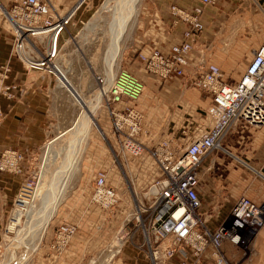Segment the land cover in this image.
<instances>
[{
	"label": "crops",
	"instance_id": "obj_1",
	"mask_svg": "<svg viewBox=\"0 0 264 264\" xmlns=\"http://www.w3.org/2000/svg\"><path fill=\"white\" fill-rule=\"evenodd\" d=\"M13 1L0 0V69L9 68L4 85L0 86V152L7 146L16 147L26 152V159L22 173L0 172V238L2 229H8L13 220L15 198L22 182L31 176L30 172L38 163L41 149L66 132L60 131V127L54 129V112L57 99L67 89L59 86L53 74L29 67L15 53L13 25L5 13V8ZM52 1L61 13H65L82 2L78 11L86 0ZM172 2L192 8L198 0H144L143 28L136 38L134 60L131 62L128 58L126 67L146 85L140 96L131 102L144 113L145 130L139 139L148 147L166 140L172 147L184 150L214 124V115L209 111L213 95L194 86L192 77L197 75L202 62H216L227 81L240 78L247 63L236 62L240 43L227 44V39L231 36L264 37V0H217L207 6L205 33L188 54L190 61L186 73L162 79L149 73L136 55L153 47L169 52L172 44L181 41L184 26L171 24ZM39 44L43 45L41 41ZM69 97L74 99L70 92ZM119 105L123 107L126 102ZM106 108L101 110L99 123L90 132L81 172L79 168L70 183L73 184L76 177L77 181L73 187L71 184L70 192L61 202L49 236L42 240L32 264H83L89 255L105 246L131 202L129 176L135 188L143 190L162 173L148 150L141 155L120 152L111 111L108 105ZM56 131L60 134L52 138ZM224 146L226 149L213 150L203 156L198 185L205 208H220L221 216L228 213L242 195L256 201L264 200V124L234 126ZM101 169L106 171L108 182L123 194L114 212L108 215V223H105V210L92 201L97 172ZM26 194L21 193L16 198V204L26 206L25 210ZM62 221L76 224L77 229L67 245L56 253L51 244L55 229ZM217 223L212 221L211 226ZM227 246L230 249L229 243ZM253 247L254 252L247 257L230 253L231 264H264V226L254 236ZM117 256L113 264H147L144 254L130 241Z\"/></svg>",
	"mask_w": 264,
	"mask_h": 264
},
{
	"label": "built area",
	"instance_id": "obj_2",
	"mask_svg": "<svg viewBox=\"0 0 264 264\" xmlns=\"http://www.w3.org/2000/svg\"><path fill=\"white\" fill-rule=\"evenodd\" d=\"M216 2L198 0L192 8L176 2L170 4L171 24L184 26L182 39L172 44L169 52L153 47L148 52L137 53L149 73L162 79L186 73L190 61L188 54L205 33L206 8ZM81 4L79 2L61 13L52 0H14L5 12L13 25L16 55L29 67L57 75L55 60L60 54V37ZM45 38L49 39L48 44L41 46L40 56L33 57L30 48H37L40 39ZM5 67L0 69V86L4 85L9 70ZM117 75L109 80L108 75L98 74L97 81L104 90L109 86L104 97L111 111L120 152L123 155L128 152L141 154L148 150L155 156L162 173L143 190L129 185L135 198L134 208L131 215L124 213L120 223L129 235L107 264L114 262L129 241L144 254L147 264H231L230 253L244 257L251 255L254 252L253 238L264 226V200L256 201L242 195L230 211L221 216L220 208H205L198 185L203 156L213 150L226 149L224 140L234 126L258 127L264 124V39L253 50L237 80L227 81L216 62H202L197 75L192 77V84L212 93L209 111L214 115V124L184 150L172 148L170 141L166 140L148 147L139 139L145 130L144 113L131 102L140 96L146 85L128 68H122ZM124 75L134 79L135 84ZM120 101L126 102L123 108L115 106ZM25 159L24 150L5 147L0 152V172L22 173ZM33 187L31 176H28L22 182L19 194ZM94 189L93 199L108 212L121 199L117 187L107 181V173L102 169L98 172ZM212 218L218 220L217 225L211 226ZM76 229L69 222L60 223L55 229L52 249L65 247ZM137 232L141 234L139 239ZM108 244L103 247L105 252Z\"/></svg>",
	"mask_w": 264,
	"mask_h": 264
},
{
	"label": "rangeland",
	"instance_id": "obj_3",
	"mask_svg": "<svg viewBox=\"0 0 264 264\" xmlns=\"http://www.w3.org/2000/svg\"><path fill=\"white\" fill-rule=\"evenodd\" d=\"M104 2L105 0H86L84 4L81 6V8L77 11L73 21L68 25L67 29H65V31L61 36L62 46L60 50L59 59L57 60L59 61L58 63L59 86L62 87V85H60V81L63 78L65 81L69 80L71 88L69 87H62V88L67 89L72 94L75 100L69 97V92L67 90L64 91L61 98L57 99L56 101L57 108L55 109L54 112V117H55L54 124L56 127L54 129L60 127V129H62L60 131H64V130L67 131L72 126L73 122L78 118L79 114L81 113L82 106L84 105L83 103H85V101L87 100L88 101L90 99L92 100L94 94L96 93V90L99 89V85L96 81V77L98 74L100 75L107 74L110 77L112 76L114 77L119 72L120 67L121 69L127 68L126 63L128 62V58L131 59L130 60L131 62L132 60H134L133 54L135 53L136 50L135 48L136 38L139 31L143 28L142 4L144 0H142L141 3L139 4L137 23L135 25L133 23L132 25L134 19L129 20L128 24L126 25L127 30L125 29V31L120 35V40L118 42L116 49L118 53L115 54V61H113L112 65H109L108 62L109 59L108 56H110V51L112 50V48L110 47L111 35L109 32V26L111 28V26H113L112 23L114 22L110 20L112 19L110 15L111 11L107 12V10L103 8ZM250 24L251 23L249 22L248 25ZM263 39L264 37L261 38V36H252V35L241 38L238 37L234 38L231 36L229 39H227V44H232L234 42L240 43L239 52L236 54V60H237L236 62L244 64L250 60V58L252 57L253 50L258 47V45ZM40 41L42 42L43 45H45L43 39H40ZM110 69L112 71L111 75L109 74ZM53 76L55 77V79H57L58 82L57 75L53 74ZM61 77L63 78L60 79ZM79 97L82 99H80ZM103 109H107V108L105 106V102L102 100V106L98 110V114L96 116L97 121L95 120L97 123H99L98 122L99 114ZM58 134L60 133L56 131L51 135V137L54 138ZM62 139L63 138L57 139L55 143H60V142L64 143L63 142L64 140ZM49 156L54 157L53 154H51V152L49 151L48 145L46 144V147L44 146L41 149V156L38 159V163L34 166L32 171L30 172L31 180L33 181L35 187L29 189L25 196V201L28 204L31 201H34V204L36 205L40 204V201L42 200L43 196L48 191L47 188H49L50 184L52 183L53 177L56 176L55 173L58 169L59 159H55V162L51 158L49 161H46L47 157ZM79 166H80V171H79L80 173L82 168V161L80 162ZM46 179L49 182H47ZM128 179H129L128 180L129 185L136 187L134 185V181L130 178V176ZM76 181H77V177L73 181V184L69 182L66 193L70 192L71 188L74 186ZM139 197L142 196L139 195ZM134 202H135V198L132 195V200L129 204H127L124 213L133 211ZM96 204L98 203L96 202ZM116 205L112 211L108 212L105 223H108L107 222V220L109 219L108 217H110L112 212H114ZM56 215L57 213H55L54 217L51 218L45 230L46 232L42 237V240H44L45 237L49 236L50 230L53 227L52 225L55 222L54 220ZM14 216L15 215H13V220L10 223L15 222L14 218L17 217V215L15 217ZM122 219L123 217L119 221L116 230L120 226ZM212 221L218 222L217 219L215 218H212L210 223H212ZM62 222H68V221H62ZM19 227L20 226H18L17 229ZM2 230L3 233L0 238V264H32L33 259L35 257V253L40 245L38 244V247H36L35 246L36 242L34 243V241H30V240H24L21 242L20 239L21 234H19L18 235L19 237L16 240H14L15 232L9 230V227L6 230H4V228ZM116 230L112 233V235L116 232ZM136 237L137 239L141 238V234L137 232ZM117 255L114 258V262L118 257Z\"/></svg>",
	"mask_w": 264,
	"mask_h": 264
},
{
	"label": "bare ground",
	"instance_id": "obj_4",
	"mask_svg": "<svg viewBox=\"0 0 264 264\" xmlns=\"http://www.w3.org/2000/svg\"><path fill=\"white\" fill-rule=\"evenodd\" d=\"M141 1L142 0H105L103 8L105 10H107V12L111 11L110 15H111L112 19H110V20L112 22H114V23H112L113 26H111V28L109 26V32L111 35L110 47L112 48V50L110 51V56H108L109 65H112L113 61H115V54L118 53L116 49H117L118 42L120 40V35L125 31L126 25L128 24V21L131 19H134L132 22V25H133V23H134V25L137 23V14L139 12V4L141 3ZM48 40H49L48 38L44 39L45 45L48 44ZM60 43H61V39H60ZM39 46H41V45L39 44L37 46V48H34V47L30 48L31 49V55L35 58L40 56V53L42 51V48ZM61 46L62 45H60V50H61ZM59 56H60V54H59ZM59 56H58L57 60L59 59ZM57 60H55V64H56V73H57V77H58V81H59V75H58V73H59V68H58L59 61H57ZM36 69H38V68H36ZM41 70H44V69H41ZM121 70L122 69L120 68L119 72ZM109 74L110 75L112 74L111 69L109 70ZM106 75L107 74L102 75V76H106ZM124 76H125V79H127L129 82L135 84L134 79H132L128 75H124ZM62 78L63 77H61L60 79H62ZM109 78H110L109 80H111L110 76H109ZM61 85L63 87L71 88L69 80L65 81L64 78L61 80ZM99 87H100V85H99ZM108 87L109 86H106L105 90L102 87H100L99 91H97V93L94 94V97L92 100L90 99L89 101L87 100V101H85V103H83L84 105L82 106L81 113L79 114V117L72 124V127L69 130H67L66 132L61 133L55 139H53L47 143V145L49 147V151L51 152V154H53L54 157L49 156V157H47L46 161H49L50 158L53 159L54 162H55V159H59L58 169L55 173L56 176L53 177L52 183L50 182L51 184H50L49 188H47L48 191L43 196L42 200L40 201V204L36 205V204H34V201H31L29 204H27V208H26L27 211L25 210V206H23L22 204H16V198H17L19 193L17 194V196L15 198V202H14V207H15L14 215L15 216L17 215V217L14 216L15 222L10 223V225H9V230L15 232L14 233L15 234L14 240H16L19 237L18 235L21 234V238H20L21 242L24 240L34 241V243L36 242V245H35L36 247H38V244L39 245L41 244L42 237H43L44 233L46 232L45 230H46L51 218L54 217L55 213L57 212V210L61 204V202L65 198L66 191L68 189V184H69L71 178L73 177V175L77 171H79V168H80L79 165H80L81 159L83 157V154L85 152V149L87 147L90 132L93 129V126L97 125V122L95 120H96L98 110L102 106V100L105 102V105L107 106V103L105 101L104 96L106 94V91H108ZM80 99H82V98H80ZM120 103H122V101L116 103L115 106L117 108H123L124 106L121 107L119 105ZM59 138H63L62 140H64L63 141L64 143H61V142L55 143V141ZM172 148H174V147H172ZM133 154H135V153H133ZM141 154H135V155H141ZM154 158H155V156H154ZM155 160H156V158H155ZM98 172H99V170H98ZM98 172H97V176H98ZM47 182H49V181L47 180ZM34 187H35V185H34ZM94 190H93V194H92V201L95 202V200L93 199ZM118 193L121 197V199H120V201H121L123 198V194L119 190H118ZM133 196H134V194H133ZM98 205L101 206L105 210V217H107L108 210L105 207H103L101 204H98ZM24 210L26 212H24ZM132 212L133 211H130L128 213V215H131ZM17 221H18V223H17ZM69 223H71V222H69ZM71 224H74V223H71ZM74 225L77 227L76 224H74ZM18 226H20L19 227L20 229L19 228L17 229ZM74 233H73V235H74ZM11 235H13V234H11ZM128 235H129L128 230L126 228H124L123 224H121L118 227V229L116 230V232L111 236L110 240L107 242L109 244L107 246L106 252L104 249H101L100 251L95 252L94 255L92 254L91 257L84 260L83 263H85V264H98V263L107 264L110 257L111 256L113 257L116 253H118L120 251L121 245L124 243V241L127 240ZM71 237H70V239H71ZM36 247H35V249H36ZM62 248H64V247H62ZM32 249H34V248H32ZM60 250L55 249V252L58 253V252H60ZM99 252L101 254H99Z\"/></svg>",
	"mask_w": 264,
	"mask_h": 264
}]
</instances>
